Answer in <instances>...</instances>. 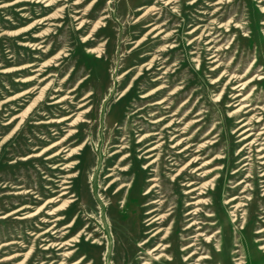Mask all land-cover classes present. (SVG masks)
<instances>
[{
    "label": "rangeland",
    "instance_id": "374dc122",
    "mask_svg": "<svg viewBox=\"0 0 264 264\" xmlns=\"http://www.w3.org/2000/svg\"><path fill=\"white\" fill-rule=\"evenodd\" d=\"M160 86L162 93L141 99ZM247 122L252 139L264 127V0H0V264H169L147 255L164 235L174 264L198 256L207 259L197 264H235L234 250L245 253V264H264V240L257 241L264 232L255 234L264 229L256 159L264 135L239 152ZM153 132L162 162L143 169L152 159L141 151L149 141H137ZM57 175L69 187L60 197L48 180ZM153 177L159 187L144 195ZM233 196L231 205H243L236 221L224 204ZM51 198L58 201L47 204ZM194 209L196 217L185 215ZM152 216L161 218L145 227ZM57 217V230L73 223L69 233L45 237L70 245L44 250L48 243L31 233ZM109 219L118 225L102 234L99 224ZM159 228L148 246H138ZM106 238L116 242L109 253Z\"/></svg>",
    "mask_w": 264,
    "mask_h": 264
},
{
    "label": "bare ground",
    "instance_id": "6f19581e",
    "mask_svg": "<svg viewBox=\"0 0 264 264\" xmlns=\"http://www.w3.org/2000/svg\"><path fill=\"white\" fill-rule=\"evenodd\" d=\"M75 4H78L77 2H74ZM50 4L47 2L44 6H49ZM233 13V12H232ZM222 20V19H221ZM80 24H81V22H80ZM87 52L88 53H92L93 52V50H90V49H88L87 50ZM99 53V52H98ZM39 61V60H38ZM215 62V61H214ZM34 64H31V65H29L30 67L31 66H33ZM255 69V68H254ZM35 70H33V72H34ZM233 73V72H232ZM252 74V73H251ZM159 79V78H158ZM259 79H263V78H258V80ZM155 81H157V79H155ZM176 81V80H175ZM46 88V87H45ZM164 88H165V86H160V87H158L156 90H154L153 92H150V93H147V94H144V95H141L140 97H141V99H144L143 101H146L147 99H149L152 95H154V93H162L163 92V90H164ZM171 88V87H170ZM234 89V88H233ZM241 89H243V87L241 88ZM42 92V91H41ZM41 92L39 93V95H41ZM246 92V91H245ZM25 93H28L27 91H25L24 92V94ZM239 94H236L235 96H234V98L235 97H237ZM218 97V96H217ZM218 99V98H217ZM243 101V100H242ZM164 102V100L163 99H161L160 101H155V102H153V103H150L148 106L149 107H152V106H155V105H159V104H161V103H163ZM58 103H61V100L59 99V100H56V101H53L52 102V104H58ZM242 107V108H241ZM244 107H247V106H240L238 109H243ZM233 108V107H232ZM52 110V109H51ZM244 113H247V111H245ZM64 115V114H63ZM180 115V114H179ZM54 118V117H53ZM45 119V118H44ZM66 119H68V117H64V118H60V119H48V120H46V121H39V122H37V124H45V125H54V124H61L63 121H66ZM164 120V118H159L158 120H156V121H154L153 123L154 124H156V123H159V122H161V121H163ZM262 121V119L261 118H257V120L255 121V123L257 124H259L260 122ZM9 123V122H8ZM248 126H252V125H250L248 122L247 123H243V124H241L240 125V128H242V127H246L245 129H243L242 130V132L240 133V135H242L241 137H240V139H239V141L240 142H243V141H245V143H244V147H242L240 150H239V152H242L243 151V149L245 148V147H248V149H250V148H252L253 146H255V145H257V142L259 141V140H261L260 138H259V136H261V135H264V127H262L261 128V130L259 131V133H257L256 135H255V137L254 138H252L251 139V137L254 135V133L252 132L253 130H254V128H252V127H248ZM164 128H168V125L167 126H165ZM54 134H57L56 132H54ZM155 135H157V133L156 132H153V133H146V134H144V135H142L140 138H139V140L137 141V143H140V144H143V143H145V141H149L150 139H152ZM159 135V134H158ZM195 139V138H194ZM193 140V139H192ZM62 141H64V140H60V141H58V142H54V143H52V144H50L49 146H47L46 148H43L41 151H40V153H38V154H36V155H34V156H40V155H42L43 153H45L46 151H48L49 149H51V148H53V147H55V146H57V145H59ZM153 143H155V142H153V141H149V142H147V143H145L144 144V147H143V149L141 150V151H143V154H146V156H145V159H150V158H152L147 164H146V166H144L143 167V169H148V168H150V167H153V165L154 164H159V163H161L162 162V157H161V155L159 154V153H156L155 151H158V148H159V146H160V144H153ZM263 144H264V138H262V143H260V145L261 146H259V148L258 149H256V153H257V156H256V159H258L259 161V163H258V165H260L261 167H263V169H261V170H259L258 172H259V175L257 176L258 178H259V182L258 183H260L261 185H260V187H262V189H263V194L262 195H264V154H262V152L264 151V147H263ZM62 145V144H61ZM180 145V142L178 141V142H176L174 145H172L171 146V148H176V147H178ZM188 149H187V147L186 148H183V149H181L180 151H178L179 153L180 152H184V151H187ZM59 153H61V151H57V152H53L52 154H50V155H48L47 157H46V159L47 160H51V159H53L54 157H56V156H58L59 155ZM196 158V157H195ZM249 157L247 156H245L244 158H242L243 160L244 159H248ZM172 159H170L169 161H171ZM195 162V159L194 160H192L191 162H188L185 166H183L175 175H174V177L175 178H178L179 176H180V174L182 173V171H185L188 167H190V166H192V164ZM62 164H57L56 166H53L52 168L53 169H57L58 167L57 166H61ZM170 165H176V164H174V163H172V164H170ZM247 164L246 163H244L243 165H242V167L243 166H246ZM66 167V166H65ZM59 170H64L63 168H60ZM156 172V170H154V173ZM236 172V171H235ZM234 172V173H235ZM60 174V173H59ZM251 175L249 174L248 176H246V177H250ZM108 177H112V174H107L106 175V178H108ZM56 178H61V179H48L49 181H51L54 185H55V187L57 188V187H59V191H57V190H52V193H55V192H59V195H58V197H60V196H64V195H66V194H68L69 192L67 191V189L69 188L67 185H65V184H68V181L66 180V177H62V175H57L56 176ZM174 178V179H175ZM174 179H172V181L174 180ZM118 180V178H116L115 180H113V181H111L110 183H109V185H112V184H114V183H116V181ZM148 182H154L151 186H150V189L149 190H147L145 193H144V195L145 194H149L153 189H155V188H158L159 187V185H158V178H156V177H153V178H149L148 180H147ZM242 183V181H240V182H238L237 184H236V186H238L239 184H241ZM60 184V185H59ZM149 185V184H148ZM190 185H192V183H187V184H184V186H186V187H190ZM125 185H121L118 189H117V191L118 192H120L121 190H122V188L124 187ZM152 189V190H151ZM196 190V188H193V189H190V190H188V191H186L185 192V194H192L193 193V191H195ZM155 193H157V192H155ZM107 194V193H106ZM70 197H72V196H70ZM237 199V197H235V196H233V197H230V198H228L225 202H224V204H226V205H231V203L233 202V201H235ZM54 201H58L56 198H51V199H49L48 201H47V204H50V203H52V202H54ZM75 200H70V203H72V202H74ZM152 203H156V201H153ZM198 203H199V201H197V202H188L187 204H186V206H191V205H193V206H196V205H198ZM126 206H128L127 204H125L124 205V207H126ZM241 206H243V205H239V204H236V205H231L230 207L232 208V209H234L231 213H230V217H232L233 218V221H236L237 219H236V216H237V212L238 211H240L239 209H240V207ZM124 207H123V209H124ZM54 209V208H53ZM153 211H156V210H151V211H149L148 213H152ZM56 212V211H55ZM36 214H38V212L36 211L35 213H33V214H30V215H28V216H25V217H23V218H26V217H32V216H35ZM199 214V211L198 210H196V209H194V210H192V211H188L185 215L187 216V217H189V216H192V217H196L197 215ZM244 214V213H243ZM48 216H50V218L51 217H53V216H51V215H55L54 214V212H48V214H47ZM207 217H211L212 215L211 214H208V215H206ZM23 218H21V219H23ZM160 218L161 217H156V216H152V217H150L149 219H147L145 222H147V224L145 225V227L147 226H150V225H152L153 223H155L157 220H160ZM240 218H242L243 219V216L242 217H240ZM63 218L62 217H57V218H54V219H44L43 220V222L42 223H54V224H52V226H50V227H48L46 230H43V232H40V233H38V234H36V233H31V235H35V237L38 239H41L40 241H43V242H47L48 244H47V246H45L43 249L44 250H50V249H52L53 247H55V246H57V248H56V250H58V249H61L62 247H64V246H68V245H70L69 243H63L62 245L60 244V243H58V244H54V242L53 241H51V240H49L48 239V236H46L45 237V235H47V234H49V236H53V235H55V234H57V233H60V236H66L68 233H69V228H71L72 227V225H73V223H70V224H67V225H65V226H63L60 230H57V224H55L56 222H59V221H61ZM187 221H190V219H187ZM196 224H198V222H195V221H193V222H191V223H189L186 227H185V230H190L194 225H196ZM83 225V224H82ZM99 225H101L102 227H99V229H101L102 230V234H105V233H107V231H114L115 229H116V227H117V225H118V223H117V221L115 220H111V219H109L108 220V224H107V222H106V224H104V222L103 221H101L100 222V224ZM108 225H109V227H108ZM262 226V225H261ZM264 227V226H263ZM90 228V225H86L85 226V228H84V230H81L79 233H78V235H76V237L74 238V240L73 241H76V242H78L79 241V238L86 232V230L87 229H89ZM201 228L200 227H197L196 228V231H198V230H200ZM37 231V230H36ZM96 231V230H95ZM151 231H153V230H151ZM163 231V229H161V228H159V229H157L156 231H154L150 236H149V238H147V239H145V240H143L141 243H139V245L138 246H140V247H146V246H148V244H150V242H152V239L151 238H153V239H155V237L157 236V235H159V233L160 232H162ZM150 232V231H149ZM148 232V233H149ZM262 232H264V229H260V230H257L256 232H255V234H260V233H262ZM219 232L218 231H216L213 235H211L210 237H207L206 238V242L207 243H210V241H212V239L213 238H215V236H216V234H218ZM94 234H92V235H89L90 237H92ZM197 236H199V237H201V236H204V234H202V231H201V233H199V234H197ZM42 237V238H41ZM136 237H137V235H136ZM101 238H104L103 237V235L101 236ZM211 238V239H210ZM166 240V237H165V235L164 236H162L161 238H160V242L156 245V246H154L153 248H151V249H148L147 250V255L149 256V257H151L152 259H154V260H158V261H160L161 259H165L166 261H168V263L169 264H174V259L175 258H173V257H171V256H167V255H165L164 254V252H167V251H169V250H171L172 248H171V246L170 245H167V244H164L163 243V241H165ZM264 239H259V240H257V241H263ZM106 241L108 242V253H109V251L111 250V248L113 249V247H114V245L116 244V242H115V240L113 241L112 239L111 240H109L108 238H106ZM69 242H72L71 240L69 241ZM93 243H96L98 246H101L103 243L100 241V240H94V242ZM193 246V244H189V245H187V246H185L184 248H182V251L184 250H188V249H190L191 247ZM235 247H238L237 245H235ZM259 250H264V245H262V246H260L259 248H258ZM172 251V250H171ZM218 251V250H217ZM196 253L195 252H192V253H190V254H187L185 257H184V262H187V261H189L190 259H192L193 258V256L195 255ZM233 254H235L236 255V257L234 258V261H236V263L235 264H245L244 262H243V259H245L244 258V256H245V253L242 251H240V250H234L233 251ZM198 259L199 260H197L196 261V263H194V264H197V262L198 261H200L201 259H207V257H202V258H199V256H198ZM79 262H74L73 264H78ZM40 264H45V262H42V263H40ZM143 264H148V263H143Z\"/></svg>",
    "mask_w": 264,
    "mask_h": 264
}]
</instances>
